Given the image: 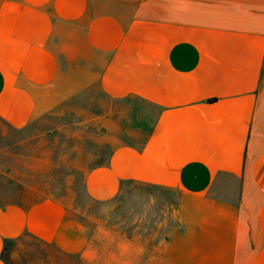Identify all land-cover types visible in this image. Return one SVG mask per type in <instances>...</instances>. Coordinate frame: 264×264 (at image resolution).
<instances>
[{"label": "crops", "instance_id": "1", "mask_svg": "<svg viewBox=\"0 0 264 264\" xmlns=\"http://www.w3.org/2000/svg\"><path fill=\"white\" fill-rule=\"evenodd\" d=\"M0 128V264H264V0H0Z\"/></svg>", "mask_w": 264, "mask_h": 264}, {"label": "rangeland", "instance_id": "2", "mask_svg": "<svg viewBox=\"0 0 264 264\" xmlns=\"http://www.w3.org/2000/svg\"><path fill=\"white\" fill-rule=\"evenodd\" d=\"M1 131V128H0ZM0 144L3 143L0 140ZM67 166H62L55 168L53 171V176L56 180L64 181L67 178ZM90 214H94V218L98 220H105L107 223L115 225L117 228H123L127 230L128 233H132L136 227V202H135V190H132L128 197H124L122 205L118 206L114 212H106L99 205L90 206ZM147 226V236H152V221H146L145 227ZM154 222V229H155ZM152 241L154 238H147ZM19 252V258H10V251H5V256L9 259V264H83L77 259L65 258L57 254L50 247H46L38 244L33 240H25L21 245L16 247Z\"/></svg>", "mask_w": 264, "mask_h": 264}]
</instances>
